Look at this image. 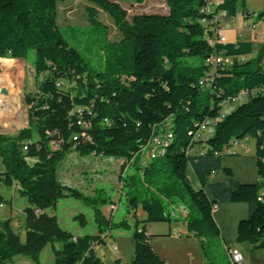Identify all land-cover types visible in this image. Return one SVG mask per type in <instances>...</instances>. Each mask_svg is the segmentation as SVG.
Instances as JSON below:
<instances>
[{"label":"trees","instance_id":"1","mask_svg":"<svg viewBox=\"0 0 264 264\" xmlns=\"http://www.w3.org/2000/svg\"><path fill=\"white\" fill-rule=\"evenodd\" d=\"M61 1L0 0V59L9 66L4 59L22 60L34 49L36 74V89L25 94L28 125L15 135L0 133V189L16 188L28 202L24 240L8 220L0 221V264H41V251L56 241L62 246L55 250L54 264H107L95 247L103 233L128 228L126 220L114 222L97 208L98 234L75 236L50 212L63 197L98 205L58 179V165L73 148L81 155L123 159L126 172L120 180L130 188L129 204L146 212L134 224L131 259L110 264H167L151 247L146 224L181 218L199 239L208 264H232L230 259L213 260L211 243L223 241L214 217L217 203H248L249 216L238 223L237 241L251 244L252 251L264 249V45L247 59L250 42L210 41L221 26L216 12L234 16L239 0H223L215 11L208 10L212 0H166L165 12L135 14L131 20L121 0H89L98 66L65 39L58 24ZM100 9L114 18L123 35L120 41L109 42L107 28L97 18ZM256 16L263 19L264 9ZM220 54L232 57V65L209 64ZM209 71L212 80L202 85ZM70 82L74 85L66 88ZM238 96L242 99L236 107L220 116L224 105ZM79 110L91 127L87 137L74 142L81 130ZM209 117L213 134L194 142ZM167 131L171 136L165 153L143 166L142 147ZM245 139L255 141L256 182H213V173L230 171L223 166L226 150ZM53 141L61 142L59 149H53ZM195 145L200 153L191 152ZM189 166L199 187L187 174ZM129 169L136 173L127 174ZM7 204L0 194V206ZM178 206L187 210L184 217L174 214ZM19 256L29 263L17 261Z\"/></svg>","mask_w":264,"mask_h":264},{"label":"rangeland","instance_id":"2","mask_svg":"<svg viewBox=\"0 0 264 264\" xmlns=\"http://www.w3.org/2000/svg\"><path fill=\"white\" fill-rule=\"evenodd\" d=\"M90 4L89 0L61 1L58 8V24L70 46L77 48L91 65L98 66L101 62V56L92 43L95 36L89 30L90 21L87 6ZM120 4L127 10L128 20H131L135 14L165 12L167 10L166 0H144L141 4L133 0H121ZM97 18L106 26L109 42H118L122 39L123 35L110 14L100 9ZM34 59V49H29L28 55L22 60L4 59L11 62L9 66L0 59V89L5 91L4 94L0 93V96L4 99V107L0 115L1 134L15 135L29 123L25 94L36 89V74L32 67ZM68 85L72 86L74 83H67L66 88H68ZM235 107L236 105L226 104L223 108L224 113L233 110ZM213 132L214 130H211L210 134H213ZM243 145L245 149L240 155H229L233 153L226 151L227 154L223 158V163L224 167L226 166L230 171L221 170V172L225 176L229 175L232 179L245 180L243 183H255V141L248 139L243 142ZM232 150L235 154L240 153L236 149ZM144 154L146 153L144 152ZM243 155L246 157H244V162H241L237 157ZM148 163L149 159L144 156L142 165L145 166ZM122 164L123 159L93 154L81 155L73 148L58 165V179L63 185L78 189L90 199L95 198L98 205L85 203V201L78 198L63 197L56 207L50 211L56 215L61 227L73 234H98L97 208L101 210L105 217L113 216L114 222L126 220L129 224L128 228L113 229L114 236L107 237L106 240L103 239L97 245V250L100 249L98 250L101 255L100 258L108 264L112 257L116 255L111 247L114 242L122 250L133 252L132 234L134 224L137 220H143L144 215H146L141 205L133 209L129 204L130 188L124 187L120 180ZM130 166L134 168L133 162H130ZM253 167L255 169L254 178ZM2 168L3 165L0 160V169ZM131 169L127 171V174L136 173L135 170ZM187 174L192 183L198 186V180L191 166L188 167ZM140 184L141 182L137 181L139 188ZM0 194L9 200V204L0 206V221L8 220L9 226L18 232L24 240L26 224L24 209L28 206L27 200L19 195L16 188H2ZM102 200L107 201L103 206L101 205ZM111 204H117L114 213L109 207ZM184 216L182 215V217ZM211 244L214 261H229L230 257L224 247V241H214ZM235 244L236 242L232 245ZM59 248H61V242L48 243L40 253L42 263L53 264L55 250ZM109 255H111V258H108Z\"/></svg>","mask_w":264,"mask_h":264},{"label":"crops","instance_id":"3","mask_svg":"<svg viewBox=\"0 0 264 264\" xmlns=\"http://www.w3.org/2000/svg\"><path fill=\"white\" fill-rule=\"evenodd\" d=\"M222 1L223 0H212V10L215 11L216 5ZM263 9L264 0H239L237 3V12L234 16H229L225 10H218L216 12L217 17L221 20V27L227 40L226 43H251L252 51L247 54V59L254 58L260 51L261 46L264 45V18L259 19L256 16V14L263 11ZM246 12H248V15H246ZM246 140L248 139L239 141L233 146V149L240 151L238 155L244 152L245 146L243 142ZM244 157L246 156L243 155L237 158H239L241 162H244ZM241 166L243 167L244 165ZM254 173L255 169L253 167V178ZM229 179L230 176L223 175L221 171L216 172L212 177L213 182H226ZM243 181L242 179L240 180V182ZM195 187H199V182L198 186L196 185ZM248 216L249 205L246 202L217 203L214 209V217L220 227L224 247L227 251L229 248L239 250L244 256L243 264H264V249L252 251L251 244L237 242L238 223L240 220L248 218ZM145 218L146 215H144V219ZM146 231L151 247L167 264H208L204 257L199 239L188 231L187 224L183 218L173 221L148 222L146 224ZM74 235L79 236L83 234ZM101 236L106 240L107 237H113L114 232L107 231ZM235 242L236 244L232 245ZM111 247L116 255L112 257L110 263L116 259H121L123 262H127L131 259L133 252L122 250L116 242H114ZM95 249L99 257H101L98 251L100 249L97 250V246ZM108 258H111V255H109ZM17 261L29 263V261L22 256H19ZM40 262L41 264H45L42 263L41 260Z\"/></svg>","mask_w":264,"mask_h":264},{"label":"built area","instance_id":"4","mask_svg":"<svg viewBox=\"0 0 264 264\" xmlns=\"http://www.w3.org/2000/svg\"><path fill=\"white\" fill-rule=\"evenodd\" d=\"M211 8V4L208 7V10H210ZM214 36L210 39L211 42H213L214 40H217L220 43H226V37L224 36L223 33V29L222 27H216L215 31H214ZM233 63V58L230 56H226L224 54H220L217 56H213L210 60H209V64H212V66H215V68L218 65H221L222 67H228L230 65H232ZM212 73L213 71H209L206 76H204L203 78H201L200 83L203 84H207V82H210V80H212ZM242 99V96H238L235 97L233 99H231L229 102H227L226 104H230V105H234L237 102H239ZM225 104V105H226ZM4 105V99L2 98V96H0V115H1V111L3 110V106ZM224 105V106H225ZM79 119H78V125L81 127V130L79 133L75 134L73 136V141L74 142H78L79 139L81 138H85L88 136V130L91 127V124L89 121L85 120L84 118H82V110H79ZM220 116H224V109L221 111ZM214 123L213 118L209 117L205 120V122L200 126L199 130L196 132V134L193 137V141L194 142H201L202 140L207 138V134L210 131V127L211 125ZM168 128V127H167ZM171 136V133L165 132L159 135H155L149 142L147 145L142 147V151L145 152L146 157L149 160L155 159L160 155H163L165 153L166 147L168 145V141L169 138ZM29 143V142H28ZM238 141H236L235 143H233V146L235 144H237ZM61 145L60 141H53L52 142V147L53 149H59ZM233 146L231 148H228L226 151L230 152V153H235L232 149ZM24 149H28L27 145L24 146ZM232 150V151H231ZM201 147L200 145H195L192 149L191 152H196V153H200ZM126 172V169L121 171V175L123 176ZM215 173L212 174L211 178L213 177ZM122 182V181H121ZM110 209L112 210V212L114 213V211L117 209V204H111ZM187 213V210L183 207V206H178L176 208H174V214L175 215H185ZM228 254L230 257V261L232 264H243L244 262V256L243 254L237 250V249H233V248H229L228 249Z\"/></svg>","mask_w":264,"mask_h":264},{"label":"water","instance_id":"5","mask_svg":"<svg viewBox=\"0 0 264 264\" xmlns=\"http://www.w3.org/2000/svg\"><path fill=\"white\" fill-rule=\"evenodd\" d=\"M0 93H1V94H4L5 91H4L3 89H0Z\"/></svg>","mask_w":264,"mask_h":264}]
</instances>
